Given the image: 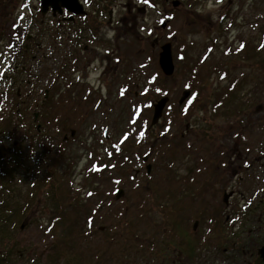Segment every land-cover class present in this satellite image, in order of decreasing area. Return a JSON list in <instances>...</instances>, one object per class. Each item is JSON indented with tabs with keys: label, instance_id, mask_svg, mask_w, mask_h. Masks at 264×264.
<instances>
[{
	"label": "rangeland",
	"instance_id": "obj_1",
	"mask_svg": "<svg viewBox=\"0 0 264 264\" xmlns=\"http://www.w3.org/2000/svg\"><path fill=\"white\" fill-rule=\"evenodd\" d=\"M172 1L126 0V25H119V38L117 33L110 34L115 42L109 59H104L107 48L90 43L95 53L82 52L92 60L90 66L83 62L77 73L67 75L71 77L69 83L62 87L59 98L50 100L45 119L41 105L46 90L51 95L54 91L53 81L60 73L59 53L49 59L50 53L45 57L43 50H35L33 59L28 57L32 62L24 75L27 78L20 75L25 70L19 59L27 36L37 32L26 27L30 19L40 21V1L0 0V121L17 104L16 88L11 97L5 92L18 76L25 84L30 79L33 84L25 90L35 93L28 106V121L15 118L18 124L7 126L15 129L8 143L22 145L29 155L28 148L35 139H28V135L36 134L37 125L32 124L36 114H40L39 129H44L40 138L45 142V154L48 148L58 151L64 140L69 142L64 155L58 151L59 159L45 156L47 172L57 170L52 177L57 181L54 190L47 186L36 195L28 193L43 178L38 173L23 187L18 182L22 201L33 196L34 207L18 225L14 239L0 240L1 258L2 252L12 250L16 254L6 264H139L140 243L146 236L162 233L160 222L166 221V212L171 221L174 205L185 220L187 207L192 209V221L199 220L197 213L208 203L216 210L222 194L207 200L203 190L206 160L212 159L217 165L224 155L235 157L232 151L237 133L219 132V128L237 125L238 116L223 117L219 103L224 89L244 76L251 79L242 93L250 109L241 119L250 128L242 133L243 146L238 149L249 151L251 158L258 157L255 171L264 177V0H178V7ZM167 42L172 44L176 67L171 77L159 66V53ZM243 42L249 49L250 44L255 45L257 58L246 60ZM124 55V61L117 64L115 58ZM256 61L258 67L254 69ZM9 63L18 65L19 70L11 71ZM71 81L76 85L73 90ZM186 91L191 95L180 103ZM164 96L169 97L164 116L152 126L153 105ZM60 103L74 110L68 113ZM68 118L72 129L65 130L62 123ZM207 124L213 129L209 136L204 132ZM256 138L262 143L255 148L244 147L245 142ZM39 153L35 151L32 156ZM248 154L244 152V156ZM145 156L152 166L149 175L147 163L143 164ZM262 179H258L259 189L264 187ZM149 181L156 193L140 188ZM66 189L65 198L57 199L55 205L53 192L60 195ZM119 189L124 193L117 198ZM240 198L243 205L247 204L249 196ZM147 203L146 210L153 207L151 213L138 210ZM162 203L161 214L157 204ZM64 211L66 225L79 223L49 231ZM62 229L64 234L74 232L73 236L59 241ZM164 236L169 240V234Z\"/></svg>",
	"mask_w": 264,
	"mask_h": 264
},
{
	"label": "flooded vegetation",
	"instance_id": "obj_2",
	"mask_svg": "<svg viewBox=\"0 0 264 264\" xmlns=\"http://www.w3.org/2000/svg\"><path fill=\"white\" fill-rule=\"evenodd\" d=\"M166 1L168 2V0ZM80 2L86 11L84 15H73L66 9H62V13H57V15L50 11L48 15L43 16L42 23L48 29V35H51V33L53 35L55 31L58 32L56 42L53 36H48L47 40L45 39L47 42L43 43L34 34L27 36V43L24 45L26 49H29L28 41L34 40L37 50H43L45 57L50 53L49 59H51L53 54L59 53L60 73L58 77L54 78V91H52L51 95L50 90H46L41 105L42 113L46 115L45 119H47V110L51 106L50 100L59 98L57 95L62 91V87H65V83H69L67 80L71 77L67 75L77 73L80 70L78 66L82 65L83 62H85L86 67L90 66L92 60L86 59L82 52L88 55L93 54L95 50L91 45L101 44L107 48L105 49L106 55L104 59H109L108 54L115 42L114 33H117V38H119L121 31L119 25H126V0H80ZM121 13L122 17L120 18L119 15ZM32 20L28 21L27 30H30ZM90 23H93V27H91ZM109 30H111V33H109ZM100 32L109 39L106 40ZM110 34H113V36L110 37ZM124 58L125 55L118 56L115 60L117 59L118 64L121 63V60L124 61ZM31 62L32 60L30 62L21 61L22 68L25 71L21 72L20 75L24 76L27 74V67L30 66ZM10 67H12V63L9 65ZM13 70L17 72L19 70L18 65ZM106 73L107 71L102 76ZM8 78L9 76L4 77L6 80ZM27 80L25 84L21 77L18 76L17 80L11 82L5 95L7 98L11 97L10 94L16 88L15 100L17 98L20 99L17 101L19 110L23 107L28 112V106L31 105L35 93L25 90L33 84L30 79ZM35 84L36 81L34 80V86ZM71 84L73 85V90L76 85L72 81ZM38 97L40 96L38 95ZM60 105H64L68 113L74 110V107L68 108L66 103H60ZM52 107L56 106L52 105ZM241 115L242 113L238 114L237 125L233 124L234 126L219 128V132L235 131L237 133V139L233 141L235 149L232 151L235 157L224 155V157L219 159L217 165L211 161L212 159L206 160L207 166L203 190L208 201H211L212 195L222 194V202L217 206L216 210H211L210 203H208L206 207L197 213L199 220L195 221H192V217H190L192 209L187 207L188 219L185 220L182 218L183 212L181 215L176 205H174L171 210V221H169V214L166 212V221L160 222L162 233L146 236L147 239L140 243L141 249L138 253V258L141 262L139 264H142V262L143 264H264V258L261 253L264 248V187L262 186L259 189L258 186V179L263 178L262 181H264V177L258 175L255 171L258 157L251 158L248 154L249 151L238 149L243 146L242 133L248 132L250 128L249 125H243ZM34 121L36 122L35 125H37V133L29 134V139L34 135L40 138V125L37 123L39 117ZM42 126L46 128L44 125ZM212 130L211 125L207 124L206 136H209V132ZM12 131L14 132V137L15 129H12ZM73 135L74 132H72ZM0 136L7 135L2 133ZM208 141L212 142L211 140ZM261 143L262 141L259 143L256 138L255 140H248V143L245 142L244 147L249 145V148H255ZM0 144L3 145L2 142ZM17 144L15 143V145ZM244 152L248 156H244ZM252 152L250 151L251 154ZM11 153L12 151L9 148L0 146V160L9 158ZM145 158L147 156L143 158V164L148 162ZM148 165L147 163L146 169ZM261 166L264 167V164ZM146 172L148 175L151 173L148 170ZM17 184L19 183L17 182ZM153 185L149 181L148 185L143 184L142 187H138L142 188L143 191L150 190L156 193V187ZM186 190L192 189L188 188ZM188 193L192 195V193ZM42 194L44 195L45 193ZM244 196H249L245 205L242 204L243 200L240 198ZM29 201H31L29 205V210H31L34 207L33 196L29 198ZM157 205L160 207L159 211L162 214L163 203ZM148 206L149 204L147 203L143 209L138 210L151 213L153 207L150 206L146 210ZM193 214L195 213L193 212ZM23 226H21V229ZM165 234H169V240H165Z\"/></svg>",
	"mask_w": 264,
	"mask_h": 264
},
{
	"label": "trees",
	"instance_id": "obj_3",
	"mask_svg": "<svg viewBox=\"0 0 264 264\" xmlns=\"http://www.w3.org/2000/svg\"><path fill=\"white\" fill-rule=\"evenodd\" d=\"M40 16V21L37 22L34 19L32 20V25L30 26V31L32 30H37L35 33L36 36L40 39L42 42L43 40H47L48 36H53L55 38V42L58 39V32L55 31L52 35H48V29H46L45 25L42 23V20L44 17L42 16L41 12L38 13ZM262 40V39H261ZM262 43V41H261ZM29 44V49L24 48V54L19 58L20 61H28L31 55H33L34 51L37 50V46L34 44V40L28 41ZM35 46V48L32 49V47ZM264 46V43H263ZM242 48H244V53H246V60H251L257 58L256 56L258 55L257 52H255L253 49L255 48V45L250 44V49L248 48L247 43L243 42L242 43ZM262 52V50H261ZM45 53H43L44 55ZM248 54V55H247ZM254 56V57H252ZM18 59V60H19ZM264 63V61H261ZM10 65V63H9ZM16 64L13 63L11 67V71H14ZM258 67V61H256V64L254 65V69ZM5 76H9L7 73ZM228 77V76H225ZM236 79L238 76H234ZM233 79V77L231 78ZM251 80V79H250ZM249 76H244L241 78H238L237 83H234V85H230L229 88H225L223 92L225 94L220 98L221 103H219V106L222 108L219 111L221 112L223 117H229L231 115L238 116L240 113L246 112L248 109H250L249 105L246 103L247 97L243 96V91L245 90V87L247 84L250 82ZM20 99L17 98V101ZM11 108V107H10ZM19 107L17 104L13 105V108L11 111L12 113L5 112L4 116L2 117L0 124V134H6L7 136H0V142H2L3 145H6L7 148H9L12 153L9 158H4L0 160V240H7L11 241L14 239L15 234L19 230L18 225L21 224V222L26 219L27 212L29 210V197L28 201L25 203L21 199L22 191L17 189L19 184L17 185V182H22L21 186L23 187L24 184H29V181L33 182V180L38 177L37 173L42 175V179L38 183H34V186L31 189V192L28 191V193H35L42 191L44 188H47V186H50L51 190H54L53 188L55 187L56 184V179L52 178L55 177L57 174V170H53L54 165H51V172H47V158L45 157L46 155L48 157V160L52 158L53 159H58L60 158V155L58 151L64 155L66 152V149L69 148L68 144L69 142L64 140L63 144L61 145L60 148H58V151H55L54 148H48L47 154H45L46 147L44 146L45 142L43 139H40L36 135H34L35 142H31V147L28 148L29 150V155L27 156L24 148L22 145L15 143H8L11 141L13 137L14 132L12 129H8V125L12 124H18L15 118L18 121H28V113L27 109H24L23 107L20 108V112L16 113L18 111ZM42 111V108H41ZM7 114V115H6ZM67 115V114H66ZM40 117V116H39ZM35 119H32V124H36L34 121ZM70 118L64 119L63 120V129H72V123L69 121ZM34 121V122H33ZM38 123V122H37ZM37 129V128H36ZM40 131H44L43 128L39 129ZM42 131V132H43ZM32 132V131H30ZM205 132V131H204ZM37 133V130H36ZM206 134V132H205ZM206 136V135H205ZM32 137V138H33ZM29 139V137H28ZM43 145L39 146V145ZM50 144L54 145L55 142L52 141ZM0 146H2L0 144ZM37 151L39 153L38 156H32L34 152ZM54 155V156H53ZM34 158V159H33ZM57 166L59 165V161L56 162ZM55 173H54V172ZM51 177V181H49V178ZM53 179V180H52ZM52 184V185H51ZM69 189H66L63 193L60 195H57L56 193L53 192L54 194V204L57 205L59 201L57 199L59 198H65L66 193H68ZM28 204V205H27ZM77 204V203H76ZM66 211L63 212L61 215V219L55 222L51 223L49 226V231L53 229H57L60 226H63L62 228H70V226H76L78 224V221H74L73 223L66 225L65 223V216H66ZM65 223V224H64ZM55 224V225H54ZM63 229L61 230V233L58 235L59 241H66L70 238V236H73L74 232H69L68 230L66 233H63ZM58 241V240H57ZM12 250L8 251L7 253L2 252L3 257H0V264H6L9 263L13 259V256L16 254L11 253Z\"/></svg>",
	"mask_w": 264,
	"mask_h": 264
},
{
	"label": "water",
	"instance_id": "obj_4",
	"mask_svg": "<svg viewBox=\"0 0 264 264\" xmlns=\"http://www.w3.org/2000/svg\"><path fill=\"white\" fill-rule=\"evenodd\" d=\"M41 12L43 15H47L50 11L53 12L54 15L57 13H62V9H66L71 12L73 15H84L86 11L81 4L80 0H39ZM172 5L174 7H178L180 5V1L174 0L172 1ZM162 27H166V23L162 24ZM159 66L163 72V74L167 77H171L175 73V63L173 57V48L170 42H167L162 45L161 52L159 53ZM191 95L190 91L184 92L180 103L185 102ZM169 103V97L164 96L160 98L157 102L154 103L153 108V118L151 121V125L154 126L158 124L163 117L164 111ZM37 117V114H36ZM147 161V158H145ZM148 172H151V165L147 166ZM123 190H119L117 193V198L123 196ZM227 198V196H226ZM24 228V226H23ZM22 228V229H23ZM262 257L264 258V248L261 251Z\"/></svg>",
	"mask_w": 264,
	"mask_h": 264
}]
</instances>
